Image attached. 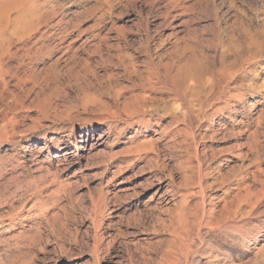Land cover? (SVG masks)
<instances>
[{
  "label": "rangeland",
  "instance_id": "rangeland-1",
  "mask_svg": "<svg viewBox=\"0 0 264 264\" xmlns=\"http://www.w3.org/2000/svg\"><path fill=\"white\" fill-rule=\"evenodd\" d=\"M263 49L264 0H0V264H264Z\"/></svg>",
  "mask_w": 264,
  "mask_h": 264
},
{
  "label": "bare ground",
  "instance_id": "bare-ground-1",
  "mask_svg": "<svg viewBox=\"0 0 264 264\" xmlns=\"http://www.w3.org/2000/svg\"><path fill=\"white\" fill-rule=\"evenodd\" d=\"M108 1V0H107ZM217 29V28H216ZM262 32V31H261ZM260 33V32H259ZM263 33V32H262ZM254 35V34H253ZM253 35H251V36H253ZM263 36V35H262ZM254 37V36H253ZM250 39V38H249ZM217 40V39H216ZM234 40V39H233ZM254 41L253 40H249V43H248V45L251 47V48H253L254 47V43H253ZM255 45H257L256 43H255ZM230 46V45H229ZM239 46V45H238ZM255 48V47H254ZM228 50V49H227ZM230 50V49H229ZM264 50V49H263ZM232 51V53L234 54V61L232 62V64H229V65H224V60H225V56H221L220 57V68H218V70H216V71H212V73H211V76H212V78H213V83H212V85H207V97L209 96V95H211L212 97H215V95L217 94V92L215 91V92H213L214 91V88H215V90H217L218 91V94H221V95H223V91H224V89H225V86H226V84L228 83V81L230 80V77L232 76L231 74V70L232 69H234L235 67H237L238 66V64H239V61L241 60V52H242V50H241V48H239V47H237V46H234V48H233V50H231ZM246 53L248 54L247 55V57L246 58H244L242 61L243 62H249V61H251L252 59H254V57H255V51L253 50V51H251V49L250 48H248L247 50H246ZM243 54V53H242ZM245 54V53H244ZM264 56V55H263ZM229 57V56H228ZM212 58V57H211ZM226 59H227V57H226ZM252 62V61H251ZM247 64V63H246ZM212 65V64H211ZM252 65V64H251ZM219 66V65H218ZM209 67V66H208ZM241 67V66H240ZM239 67V68H240ZM242 68V67H241ZM206 70H207V68H205ZM204 69V70H205ZM182 71V70H181ZM191 71V70H190ZM185 72V71H184ZM207 72H208V70H207ZM201 73H203L202 71H200L199 72V76L195 79V80H197V85L198 86H200V88H203L204 86H205V84L206 83H204L203 82V79L200 77V74ZM184 75V74H183ZM196 75H197V73H196ZM234 75V74H233ZM190 77V76H189ZM196 77V76H195ZM206 82V81H205ZM238 87V86H237ZM249 87V86H248ZM203 90H204V88H203ZM246 93V92H245ZM195 94V93H194ZM184 97V96H183ZM220 98V97H219ZM218 98V99H219ZM181 100H182V98H181ZM210 100V99H209ZM234 102V101H233ZM241 103V102H240ZM219 107V106H218ZM20 212V211H19ZM21 214V213H20ZM31 221V220H30ZM45 221H46V219H45ZM32 222V221H31ZM17 227L20 229V227H21V225L20 224H18L17 225ZM33 232V231H32ZM18 235L15 237V239H16V247L19 249V244L17 243L19 240H24L23 238H27L28 240V247H31L32 245H34L35 244V239L34 238H36V237H34V236H31V237H29V235L28 234H26V233H20V232H18L17 233ZM25 242V241H24ZM13 243V242H12ZM26 243V242H25ZM26 243V244H27ZM20 245H21V243H20ZM35 246V245H34Z\"/></svg>",
  "mask_w": 264,
  "mask_h": 264
}]
</instances>
